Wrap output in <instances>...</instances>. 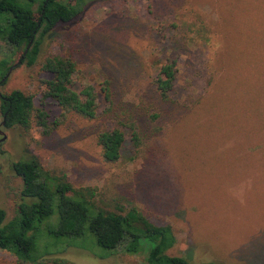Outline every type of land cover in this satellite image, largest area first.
Returning a JSON list of instances; mask_svg holds the SVG:
<instances>
[{"label":"rangeland","instance_id":"1","mask_svg":"<svg viewBox=\"0 0 264 264\" xmlns=\"http://www.w3.org/2000/svg\"><path fill=\"white\" fill-rule=\"evenodd\" d=\"M53 56L74 62L72 87L93 88L99 115L107 82L112 114L90 122L70 116L45 136L33 119L27 131L0 126L5 222L22 185L10 165L34 157L72 187L94 189L95 206H134L152 224L170 226L176 243L169 256L193 264H264V0L86 2L75 19L42 39L37 61ZM165 60L175 65L173 104L160 102L151 84ZM49 79L37 65L12 66L0 93L29 94L38 107L40 81ZM44 103L50 124L60 111ZM115 128L124 144L118 160L106 163L96 136ZM61 258L141 264L144 254L97 259L69 248ZM0 264L16 262L0 251Z\"/></svg>","mask_w":264,"mask_h":264},{"label":"trees","instance_id":"2","mask_svg":"<svg viewBox=\"0 0 264 264\" xmlns=\"http://www.w3.org/2000/svg\"><path fill=\"white\" fill-rule=\"evenodd\" d=\"M90 1L109 0H0V80L8 69L18 65H37L50 75L49 80L40 81L43 88L38 107L33 106L29 94L18 90L0 93L4 128L16 126L27 131L33 119L45 136L70 116L90 122L112 114L107 82L101 89L105 107L99 115L93 88L73 89L75 64L69 57L37 61L44 36L75 19ZM174 79V61L165 60L151 81L160 102L173 104L170 93ZM45 100H51L60 111L50 124ZM129 130L130 141L136 146L137 135ZM96 143L103 161L113 163L120 157L124 133L118 128L101 131ZM10 169L22 185L14 216L5 222L0 210V251L11 255L16 264H71L61 258L69 248L83 250L97 259L120 251L131 256L144 254L141 264H193L184 257L169 256L166 252L176 243L170 226L152 224L136 207L125 210L114 205V211L103 210L93 204L94 189L72 187L64 174L43 170L34 157L14 162Z\"/></svg>","mask_w":264,"mask_h":264},{"label":"water","instance_id":"3","mask_svg":"<svg viewBox=\"0 0 264 264\" xmlns=\"http://www.w3.org/2000/svg\"><path fill=\"white\" fill-rule=\"evenodd\" d=\"M0 126H3V122L0 123ZM0 142L4 140V136L2 134V132L0 131Z\"/></svg>","mask_w":264,"mask_h":264}]
</instances>
